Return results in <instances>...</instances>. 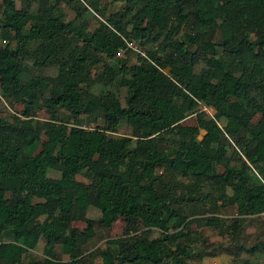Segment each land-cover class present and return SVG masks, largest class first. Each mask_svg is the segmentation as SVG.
I'll list each match as a JSON object with an SVG mask.
<instances>
[{
	"label": "trees",
	"instance_id": "16d2710c",
	"mask_svg": "<svg viewBox=\"0 0 264 264\" xmlns=\"http://www.w3.org/2000/svg\"><path fill=\"white\" fill-rule=\"evenodd\" d=\"M25 1L0 4L3 31L21 27L13 46L0 48V95L21 106L0 113V239L7 241L0 264H187L201 255L190 224L220 235L228 229L232 238L239 231L237 217H195L202 207L234 205L238 216L264 211V0H110L122 1L121 9L87 41L84 15L102 14L101 0H30L33 10ZM60 1L74 10L71 20L62 19ZM127 39L144 54L130 51L136 74L116 81L111 62ZM208 49L215 65L196 71ZM50 64L56 74H42ZM77 71L84 72L81 84L73 80ZM115 82L125 88L124 106L109 90ZM44 93L48 100L40 101ZM41 107L43 121L34 114ZM190 114L198 126L180 124ZM82 116L102 125L85 129ZM220 119L237 126L227 131ZM121 122L134 139L130 145L124 137L123 148L112 137ZM34 145L35 154H24ZM60 203L65 220L56 215ZM89 208L96 219L86 216ZM118 217L123 236L84 253L95 228ZM73 220L84 227H72ZM262 236L234 254L264 258V218ZM39 239L44 256L24 263Z\"/></svg>",
	"mask_w": 264,
	"mask_h": 264
},
{
	"label": "rangeland",
	"instance_id": "374dc122",
	"mask_svg": "<svg viewBox=\"0 0 264 264\" xmlns=\"http://www.w3.org/2000/svg\"><path fill=\"white\" fill-rule=\"evenodd\" d=\"M3 0H0V4H2ZM17 7H20L22 4H20L18 1L15 2ZM123 5L122 1H116L111 2L110 0H101L100 1V8L102 9V14L98 13L99 15L94 14L90 9L89 14H85L84 18L87 21L88 25L85 31H83L80 36L83 40L87 41L91 37V35L95 32V30L101 25L106 24L110 25L112 20L115 18V12L119 11L121 9V6ZM24 7L33 10L32 1L26 0L23 4ZM60 7H61V16L64 21L71 20L75 12L71 8L69 4H66L64 1H60ZM52 26L54 24L50 22ZM21 30L20 26L15 27H9L5 31H3V28L0 26V48L2 47H12L14 43V36ZM4 32V33H3ZM128 40V39H127ZM136 50L129 49L128 53H125L124 50H122L121 53L118 55H115L113 57V61L111 62L112 65H114V69L116 71V81L120 78H132L135 76L136 71L134 69V65L136 63V57L134 53L143 55L144 51L140 50L138 46L136 45L134 40H131ZM124 51V52H123ZM134 53H131V52ZM209 53L206 54V59L199 61L196 64V71L204 66L207 65H215L214 58L215 55L210 51V49L207 50ZM29 65V62L26 63ZM21 67L22 65H18ZM56 65L50 64L47 65L43 70L42 74L47 76H54L56 74ZM166 72V69L163 70ZM84 72L83 71H77L73 75V80L77 83H82L80 79L82 78ZM90 90L97 94L99 92L100 86L96 84H92L90 86ZM110 92L113 94V97L119 102L121 106H124V95H125V88L121 87L115 82L111 87H109ZM48 95L46 93L42 94L40 96V101H47ZM21 109L20 104L13 103L9 100L4 99L0 95V113H4L5 115H11L14 113V111H19ZM202 110H204L205 114L208 116H212L213 110L211 107H202ZM35 118L43 121L48 118V114L46 110L41 107L38 110L35 111ZM84 117V116H82ZM258 118V115L255 114L252 117V122H255ZM81 126L85 129L100 127L102 125L101 120L98 118L96 121H91L87 117H84L81 121ZM180 124L183 126H189V127H195L198 126V123L195 119L194 114H190L186 116L183 120L180 121ZM219 126H223L227 131H232L237 126V123L233 120H227V119H220L218 122ZM131 130L130 127L124 123L121 122L118 126L117 130L113 133L112 137L117 141V144L119 147L123 148L125 146V143L123 142L124 137L131 138V143L134 140L131 136ZM204 132L202 130H199V133L197 134V139L200 141V144L203 147H207L209 145L208 141L203 137ZM46 136L43 135L42 139H45ZM39 149L38 145L26 147L23 149L24 154L27 156H32L37 152ZM231 148L228 150V154L230 153ZM218 171H221V167L218 166ZM47 175L49 177H57L58 172L56 170L49 169L47 171ZM76 179L78 181H81L83 183H86L87 180L83 175H77ZM235 186L229 187L226 191L228 194L234 189ZM45 198V197H44ZM44 198H41L39 200H44ZM38 200V199H35ZM219 202H217V205ZM202 213L197 214L195 217L198 216H208V215H216L218 217H221L225 220H229L231 218L237 217L239 220V231L235 238H232L233 235H230L228 229L224 231L222 235H220L215 229H212L210 227L206 226H197L196 224L192 223L190 224V229L195 230L200 239L196 244H194V250L196 252H199L200 258H193L187 262V264H237L236 261H243L247 260L250 264H264V258L260 255V253H251V252H245V251H236L237 253L234 254L235 250L234 247L239 246V244L243 245L244 247H250L255 242L261 240L263 238L262 232H263V218H264V211L259 212L257 214L252 215H245V216H238L236 214L235 206H225L219 208L217 211H211L210 207L206 205L205 207H202ZM67 214V205L59 204L58 208L56 210V215L59 219L65 220ZM99 213L94 208H89L86 212V216L96 219L98 217ZM192 216L188 217L191 218ZM225 221V222H227ZM227 223H225L226 225ZM70 225L72 227L77 228L78 230H81L84 227V223L81 220H73L70 222ZM123 219L121 217H118L109 227H96L95 228V236L88 241L86 246L84 247V253H87L88 251H91L95 248H102L104 246V242L107 238H114V237H120L123 236L122 230H123ZM7 241L0 239V259L4 258L5 256V249H6ZM58 254L59 252L56 251ZM44 256L43 254V240L39 239L38 243L36 244V247L33 249L28 250L23 255V262L25 263L29 258L34 259H41ZM60 259L67 260V255L65 254H59L58 255Z\"/></svg>",
	"mask_w": 264,
	"mask_h": 264
},
{
	"label": "built area",
	"instance_id": "2783aa9c",
	"mask_svg": "<svg viewBox=\"0 0 264 264\" xmlns=\"http://www.w3.org/2000/svg\"><path fill=\"white\" fill-rule=\"evenodd\" d=\"M125 41V46H126V48L128 49H132V50H135V51H137L136 50V47H135V45H134V43L132 42V41H128V40H124ZM126 48H124V49H126ZM124 49H118L116 52H115V55H118L119 53H121L122 52V50H124ZM202 108V107H201ZM200 108V109H201ZM213 110V109H212ZM213 113H214V111H213ZM213 115V114H212Z\"/></svg>",
	"mask_w": 264,
	"mask_h": 264
}]
</instances>
